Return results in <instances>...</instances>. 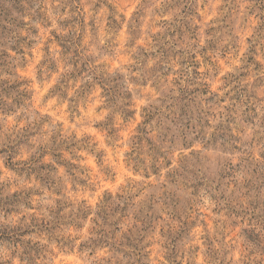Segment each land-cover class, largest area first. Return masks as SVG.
<instances>
[{"label":"rangeland","instance_id":"1","mask_svg":"<svg viewBox=\"0 0 264 264\" xmlns=\"http://www.w3.org/2000/svg\"><path fill=\"white\" fill-rule=\"evenodd\" d=\"M0 264H264V0H0Z\"/></svg>","mask_w":264,"mask_h":264}]
</instances>
